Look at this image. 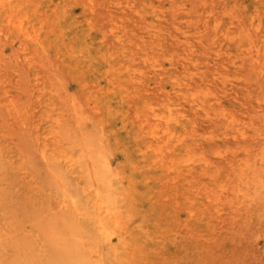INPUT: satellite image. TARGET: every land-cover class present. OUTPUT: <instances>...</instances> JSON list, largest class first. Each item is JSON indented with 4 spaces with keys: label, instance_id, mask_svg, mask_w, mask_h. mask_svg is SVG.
Segmentation results:
<instances>
[{
    "label": "rangeland",
    "instance_id": "obj_1",
    "mask_svg": "<svg viewBox=\"0 0 264 264\" xmlns=\"http://www.w3.org/2000/svg\"><path fill=\"white\" fill-rule=\"evenodd\" d=\"M81 259L264 264V0H0V264Z\"/></svg>",
    "mask_w": 264,
    "mask_h": 264
},
{
    "label": "bare ground",
    "instance_id": "obj_2",
    "mask_svg": "<svg viewBox=\"0 0 264 264\" xmlns=\"http://www.w3.org/2000/svg\"><path fill=\"white\" fill-rule=\"evenodd\" d=\"M94 170H96V169H94ZM90 171H91V170H90ZM95 172H96V171H95ZM89 173H91V172H89ZM90 176H91V175H90ZM91 177H92V176H91ZM91 179H92V178H91ZM104 180H105V179H104ZM104 180H103V181H104ZM94 181H95V180H94ZM104 182H105V181H104ZM91 183H92V180H91ZM101 183H102V181H101ZM92 184H94V183H92ZM102 184H103V183H102ZM101 186H102V185H101ZM94 192H95V191H94ZM98 198H99V197H98ZM101 199H103L102 196H101ZM101 199H100V201H103V200H101ZM70 202H72V201H70ZM70 202H69V203H70ZM73 203H74V202H73ZM102 204H103V203H102ZM102 204H101V205H102ZM69 205H70V204H69ZM69 205H68V206H69ZM73 205H74V204H73ZM101 205H100V206H101ZM96 206H97V204H96ZM99 208H100V207H99ZM107 212H108V211H107ZM105 213H106V212H105ZM108 213H109V212H108ZM108 217H109V216H108ZM108 217H107V218H108ZM103 218H104V217H103ZM100 222H101V221H100ZM98 224H99V223H98ZM103 224H104V223H103ZM103 224H102V225H103ZM99 227H100V225H99ZM102 227H104V226H101V228H102ZM103 229H104V228H103ZM100 231H101V229H100ZM74 254H75V253H74ZM82 254H85V252L82 253ZM84 256H85V255H84ZM79 257H80V256H79ZM86 257H87V256H86ZM80 258H81V257H80ZM92 258H93V257H92ZM74 259H75V258H74ZM76 259H77V258H76ZM77 260H78V259H77ZM80 261H81L82 264H83L82 259H81ZM75 263H76V262H75ZM77 264H78V263H77ZM85 264H87V262H86Z\"/></svg>",
    "mask_w": 264,
    "mask_h": 264
}]
</instances>
